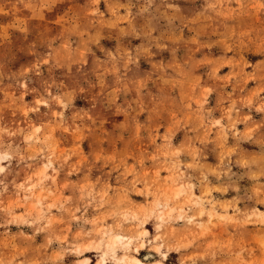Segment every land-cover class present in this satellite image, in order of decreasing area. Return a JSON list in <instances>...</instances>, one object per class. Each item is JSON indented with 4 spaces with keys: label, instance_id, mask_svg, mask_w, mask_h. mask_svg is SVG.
I'll list each match as a JSON object with an SVG mask.
<instances>
[{
    "label": "rangeland",
    "instance_id": "1",
    "mask_svg": "<svg viewBox=\"0 0 264 264\" xmlns=\"http://www.w3.org/2000/svg\"><path fill=\"white\" fill-rule=\"evenodd\" d=\"M134 258L264 264V0H0V264Z\"/></svg>",
    "mask_w": 264,
    "mask_h": 264
},
{
    "label": "bare ground",
    "instance_id": "2",
    "mask_svg": "<svg viewBox=\"0 0 264 264\" xmlns=\"http://www.w3.org/2000/svg\"><path fill=\"white\" fill-rule=\"evenodd\" d=\"M118 239L120 240V237H119ZM85 258H86V257H85ZM85 258H84V259H85ZM84 259H83V260H84ZM86 259H88V257H87ZM134 261H135L137 264H146V262L140 260L139 258H134ZM86 263H87V261H86ZM100 264H101V263H100Z\"/></svg>",
    "mask_w": 264,
    "mask_h": 264
}]
</instances>
